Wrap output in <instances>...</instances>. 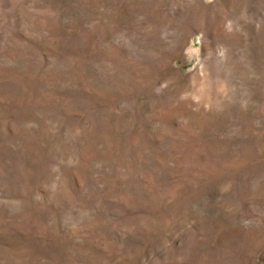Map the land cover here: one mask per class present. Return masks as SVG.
Returning <instances> with one entry per match:
<instances>
[{
	"label": "rangeland",
	"instance_id": "rangeland-1",
	"mask_svg": "<svg viewBox=\"0 0 264 264\" xmlns=\"http://www.w3.org/2000/svg\"><path fill=\"white\" fill-rule=\"evenodd\" d=\"M0 264H264V0H0Z\"/></svg>",
	"mask_w": 264,
	"mask_h": 264
}]
</instances>
